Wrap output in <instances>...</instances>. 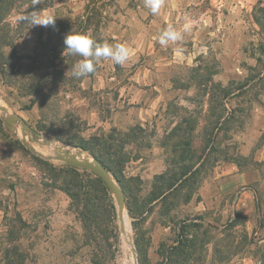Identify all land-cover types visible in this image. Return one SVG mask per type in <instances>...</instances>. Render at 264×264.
I'll use <instances>...</instances> for the list:
<instances>
[{
    "label": "rangeland",
    "instance_id": "1",
    "mask_svg": "<svg viewBox=\"0 0 264 264\" xmlns=\"http://www.w3.org/2000/svg\"><path fill=\"white\" fill-rule=\"evenodd\" d=\"M68 33L130 58L76 78ZM0 106V264L113 263L112 195L45 140L109 168L137 264H264V0H0Z\"/></svg>",
    "mask_w": 264,
    "mask_h": 264
},
{
    "label": "clouds",
    "instance_id": "2",
    "mask_svg": "<svg viewBox=\"0 0 264 264\" xmlns=\"http://www.w3.org/2000/svg\"><path fill=\"white\" fill-rule=\"evenodd\" d=\"M39 0H33L34 5ZM164 0H144V6L148 8L152 14L159 13ZM22 22L33 26H54L56 18L54 16H42L39 11H33L21 17ZM184 30L188 31L191 25L195 24L194 20L186 17ZM183 36L180 31H177L171 24L162 31L159 36V43L162 46H167L169 42H181ZM64 52L71 56L82 57L72 69V75L76 78L86 77L95 71V65L101 59H111L115 64L122 65L126 63L131 55L130 49L123 44H118L115 47L108 44L99 45L91 37L83 34H66L63 40ZM177 54H181L183 49L178 47Z\"/></svg>",
    "mask_w": 264,
    "mask_h": 264
},
{
    "label": "water",
    "instance_id": "3",
    "mask_svg": "<svg viewBox=\"0 0 264 264\" xmlns=\"http://www.w3.org/2000/svg\"><path fill=\"white\" fill-rule=\"evenodd\" d=\"M0 113L3 115L4 122L12 129L17 126L21 127V130L24 132H29V128L23 123V121L13 114H9L7 109L3 106H0ZM22 143L28 147L26 141L22 140ZM41 145L50 148L48 151L47 159H55L57 161L63 162L70 167L79 168L85 171L90 172L101 182L104 184L108 192L112 195L113 200L115 202L116 208V219L119 225V231H123V216H124V197L123 192L120 186L116 183L114 178L108 173L106 168L95 159H91L89 157H85V159H78L76 154L78 152H70L68 149H63L64 147L58 145L50 140H45L44 142H40ZM62 149V151L60 150ZM40 155V154H39ZM82 155V154H79ZM89 159V160H88ZM131 257L134 261V264H137V255L134 244L130 248Z\"/></svg>",
    "mask_w": 264,
    "mask_h": 264
},
{
    "label": "bare ground",
    "instance_id": "4",
    "mask_svg": "<svg viewBox=\"0 0 264 264\" xmlns=\"http://www.w3.org/2000/svg\"><path fill=\"white\" fill-rule=\"evenodd\" d=\"M65 149V148H63ZM62 151V149H60ZM73 152V151H70ZM75 153V152H74ZM77 158L85 159L83 155L76 154ZM89 160V159H88ZM133 245V240L131 236V230L128 223L126 215L123 216V231L119 235V243L116 247V253L114 255L112 264H134V261L131 257L130 248Z\"/></svg>",
    "mask_w": 264,
    "mask_h": 264
},
{
    "label": "trees",
    "instance_id": "5",
    "mask_svg": "<svg viewBox=\"0 0 264 264\" xmlns=\"http://www.w3.org/2000/svg\"><path fill=\"white\" fill-rule=\"evenodd\" d=\"M105 168H106V170L108 171V173H109V168L103 163V162H101L100 160H98ZM97 180L99 181V182H101V180L100 179H98L97 178ZM102 183V182H101ZM103 184V183H102ZM69 186L70 187H74L75 188V184H72V183H69ZM102 190H103V195L106 197V198H108V195H107V189L105 188V186H104V184H103V186H102ZM70 197H72V195L70 194ZM86 198H85V203L88 205V206H90L91 205V202L93 201V197H91L90 195H86L85 196ZM174 263H176V260L174 261Z\"/></svg>",
    "mask_w": 264,
    "mask_h": 264
},
{
    "label": "crops",
    "instance_id": "6",
    "mask_svg": "<svg viewBox=\"0 0 264 264\" xmlns=\"http://www.w3.org/2000/svg\"><path fill=\"white\" fill-rule=\"evenodd\" d=\"M190 88H191V87H188V88H186V89L188 90V89H190Z\"/></svg>",
    "mask_w": 264,
    "mask_h": 264
}]
</instances>
